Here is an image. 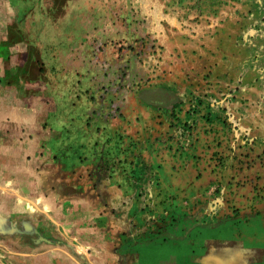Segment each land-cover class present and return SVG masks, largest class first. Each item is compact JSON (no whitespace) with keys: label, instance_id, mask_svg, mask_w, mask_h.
<instances>
[{"label":"rangeland","instance_id":"rangeland-1","mask_svg":"<svg viewBox=\"0 0 264 264\" xmlns=\"http://www.w3.org/2000/svg\"><path fill=\"white\" fill-rule=\"evenodd\" d=\"M0 94L57 204L9 216L29 250L264 228V0H0Z\"/></svg>","mask_w":264,"mask_h":264},{"label":"crops","instance_id":"crops-1","mask_svg":"<svg viewBox=\"0 0 264 264\" xmlns=\"http://www.w3.org/2000/svg\"><path fill=\"white\" fill-rule=\"evenodd\" d=\"M3 99L0 94V245L3 246L2 242L21 245L6 254L0 249V258L12 260L15 264H264V228L246 222L205 228L187 235H146L139 241L138 237L131 236L128 246L118 243L116 255L111 257L101 253L98 247L103 246L99 241L94 244L96 252L91 258L88 253L73 250H29L24 236L15 232L18 225L9 216L16 217L21 210L28 209L40 215L42 210L53 209L57 204L52 198L42 200L41 194L47 193L42 187L25 186L23 151L30 143L24 136L25 118L19 108L10 111ZM10 163L15 168L11 175ZM25 193L33 196V201L28 200ZM11 199L18 203L10 204L8 200ZM20 203L29 207L22 209ZM27 225L35 228L34 223ZM16 236L20 239L16 240Z\"/></svg>","mask_w":264,"mask_h":264}]
</instances>
